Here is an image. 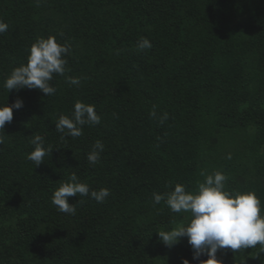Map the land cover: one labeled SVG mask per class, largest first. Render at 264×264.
<instances>
[{
	"label": "trees",
	"instance_id": "1",
	"mask_svg": "<svg viewBox=\"0 0 264 264\" xmlns=\"http://www.w3.org/2000/svg\"><path fill=\"white\" fill-rule=\"evenodd\" d=\"M0 20V106L23 101L0 145V264H199L187 238L160 240L190 214L154 206L153 193L196 191L202 171L255 192L264 215V0H0ZM49 36L70 45L56 94L8 92L5 79ZM143 37L152 48L138 52ZM77 100L95 104L101 123L61 139L55 123ZM33 134L53 147L38 167L27 159ZM97 139L105 150L93 167ZM72 173L109 197H69L75 215L59 212L52 196ZM259 252L217 258L264 264Z\"/></svg>",
	"mask_w": 264,
	"mask_h": 264
},
{
	"label": "clouds",
	"instance_id": "2",
	"mask_svg": "<svg viewBox=\"0 0 264 264\" xmlns=\"http://www.w3.org/2000/svg\"><path fill=\"white\" fill-rule=\"evenodd\" d=\"M9 25L0 20V34L8 30ZM137 51L143 52L152 48L147 37L137 43ZM70 54V45L59 43L55 36L40 38L33 43L29 50L26 64L15 67L4 81V88L9 91L21 89H39L46 96L55 95L57 89L50 82L54 75L64 76L66 57ZM70 85L79 86V77H66ZM23 107L22 99H17L11 106H0V145L4 143L5 124L13 120V109ZM150 116L157 117L156 107ZM167 119L163 116L160 122ZM102 117L97 114L95 104L77 100L71 116L60 115L55 123V131L65 137L77 138L83 135V126H95L101 123ZM34 150L27 154V159L38 167L44 163V157L51 154L53 147L45 145L44 137L33 134L30 141ZM104 143L97 139L87 153V160L93 167L100 162L104 152ZM203 182L198 183L196 191H188L183 184H176L174 190L164 193H153V203L163 201L174 213H188L187 223L177 224L175 227L159 231L160 240L169 248L178 244L182 238H187L193 255L192 261L199 264H223L217 258V253L231 249L234 253L239 250L256 248L259 245L260 253H264V215H261V201L253 191L233 192L226 190L229 177L222 171L216 170L211 174L200 173ZM110 195L108 188L92 190L87 183L80 182L77 175L72 173L60 187L54 191L52 204L59 212L75 215L76 204H70L69 197H90L98 203H103ZM79 202V200H78ZM206 256V260H201ZM182 264H191L183 259ZM245 264V260L242 262Z\"/></svg>",
	"mask_w": 264,
	"mask_h": 264
}]
</instances>
